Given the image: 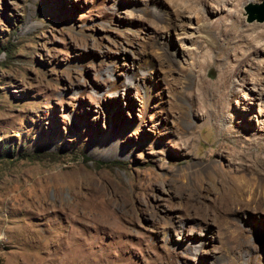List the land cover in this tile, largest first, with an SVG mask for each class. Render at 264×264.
I'll use <instances>...</instances> for the list:
<instances>
[{
  "label": "rangeland",
  "instance_id": "rangeland-1",
  "mask_svg": "<svg viewBox=\"0 0 264 264\" xmlns=\"http://www.w3.org/2000/svg\"><path fill=\"white\" fill-rule=\"evenodd\" d=\"M263 4L0 0V264H264Z\"/></svg>",
  "mask_w": 264,
  "mask_h": 264
},
{
  "label": "bare ground",
  "instance_id": "bare-ground-1",
  "mask_svg": "<svg viewBox=\"0 0 264 264\" xmlns=\"http://www.w3.org/2000/svg\"><path fill=\"white\" fill-rule=\"evenodd\" d=\"M258 0H246V2H250V3H254ZM237 2V1H236ZM235 19V18H234ZM238 20V19H237ZM255 21V20H253ZM251 21V22H253ZM259 21V20H257ZM239 22V20H238ZM260 22V21H259ZM264 22V21H263ZM235 23V22H234ZM248 34L245 36L246 37V47L247 49L249 50V54L247 55L248 58L253 61V59L251 58L252 56L253 57H256V53L260 50H264L263 47H264V32L263 31H260L261 29H258L256 27H248ZM259 30V32L255 31V30ZM264 30V29H263ZM256 59V58H255ZM221 147V146H220ZM259 148V146H258ZM256 147V150L254 151L253 149H250L248 148L247 149V152H250L251 155H252V158L254 159V161L256 163L259 162V158H260V148L258 149ZM223 149V148H222ZM221 149V150H222ZM263 149V148H262ZM235 150V149H234ZM227 151V150H226ZM237 152V151H236ZM223 153V152H222ZM227 153V152H225ZM235 154V153H234ZM216 155V154H215ZM218 155V154H217ZM238 155V156H237ZM237 155H233L234 158L232 159V162L235 161V159L237 158H242L243 157V153H238ZM249 156V155H248ZM210 157V156H209ZM212 157V156H211ZM206 158V157H205ZM219 158V157H218ZM229 158V157H228ZM213 159V163L215 164L216 163V160H215V157L212 158ZM233 164V163H232ZM235 165V164H234ZM239 167V166H238ZM234 168V167H233ZM242 168V167H241ZM215 169V168H214ZM211 170V169H210ZM216 170V169H215ZM208 172V171H207ZM215 172V171H214ZM223 173H219V175H217L218 177H222ZM228 175V174H227ZM246 177V176H245ZM223 181H224V184H223V190L220 191L222 192L219 196V201L221 196H222V199L223 200H227L229 198H231V196H235V193H237L239 190H241V184L235 182V184H232V181L231 180H225L224 177H222ZM229 179V178H228ZM243 186H244V189L247 190V196L249 198V201L252 202V197L256 194H260V197L262 198L263 197V200H264V185L262 186L260 183L259 184H256L254 183L252 180L250 179H247V178H243ZM245 190V191H246ZM238 196V195H237ZM240 196V195H239ZM256 197V196H254ZM239 199H241L239 197ZM258 200V199H257ZM256 200V201H257ZM245 210H248V209H245ZM238 211H241L240 209Z\"/></svg>",
  "mask_w": 264,
  "mask_h": 264
},
{
  "label": "water",
  "instance_id": "water-1",
  "mask_svg": "<svg viewBox=\"0 0 264 264\" xmlns=\"http://www.w3.org/2000/svg\"><path fill=\"white\" fill-rule=\"evenodd\" d=\"M252 7H249V14H250V17H249V21H253V20H259L260 22H263L264 21V16H259L257 13H261V14H264L263 13V10H264V4L261 5V6H255V9H259V11H254V10H251Z\"/></svg>",
  "mask_w": 264,
  "mask_h": 264
}]
</instances>
